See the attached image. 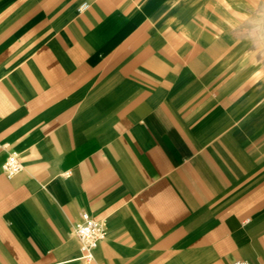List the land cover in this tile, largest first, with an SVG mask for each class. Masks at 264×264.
<instances>
[{
	"label": "crops",
	"instance_id": "1",
	"mask_svg": "<svg viewBox=\"0 0 264 264\" xmlns=\"http://www.w3.org/2000/svg\"><path fill=\"white\" fill-rule=\"evenodd\" d=\"M261 20L264 0H0V264H88L85 212L107 229L90 264H264Z\"/></svg>",
	"mask_w": 264,
	"mask_h": 264
},
{
	"label": "built area",
	"instance_id": "2",
	"mask_svg": "<svg viewBox=\"0 0 264 264\" xmlns=\"http://www.w3.org/2000/svg\"><path fill=\"white\" fill-rule=\"evenodd\" d=\"M89 3H84L80 6V12H86L90 9ZM23 170V165L20 161L18 153L13 152L9 155L6 163L3 165V171L5 175L12 178L19 174ZM75 235L81 244V260L85 263H92L95 259V252L105 241L107 237V229L105 225L92 217L89 213L82 214L81 219L75 226ZM233 264H252L246 260H238Z\"/></svg>",
	"mask_w": 264,
	"mask_h": 264
},
{
	"label": "rangeland",
	"instance_id": "3",
	"mask_svg": "<svg viewBox=\"0 0 264 264\" xmlns=\"http://www.w3.org/2000/svg\"><path fill=\"white\" fill-rule=\"evenodd\" d=\"M254 48L255 50L250 53L251 58L258 63V67L246 68L245 71L252 73L259 82L261 91V104H264V20L260 21V26L258 28V34L254 35ZM264 106V105H263Z\"/></svg>",
	"mask_w": 264,
	"mask_h": 264
}]
</instances>
